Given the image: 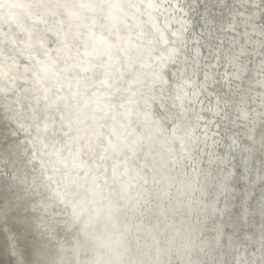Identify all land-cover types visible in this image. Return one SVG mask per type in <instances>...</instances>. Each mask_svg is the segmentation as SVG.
<instances>
[{
  "label": "clouds",
  "instance_id": "1",
  "mask_svg": "<svg viewBox=\"0 0 264 264\" xmlns=\"http://www.w3.org/2000/svg\"><path fill=\"white\" fill-rule=\"evenodd\" d=\"M147 3L0 0V129L5 147L25 141L28 204L48 227L13 264H264V242L241 262L219 239L201 111L154 58ZM101 33L109 52L94 50Z\"/></svg>",
  "mask_w": 264,
  "mask_h": 264
},
{
  "label": "bare ground",
  "instance_id": "2",
  "mask_svg": "<svg viewBox=\"0 0 264 264\" xmlns=\"http://www.w3.org/2000/svg\"><path fill=\"white\" fill-rule=\"evenodd\" d=\"M253 11L259 8L242 0H171L162 6L160 0H148L141 19L151 26L154 58L172 68L177 88L187 93L178 92L177 103L200 108L196 142L207 144L205 160L212 161L210 168L218 174L214 210L225 221L219 239L231 252L229 259L241 262L258 261L251 254L264 242V109L259 107L264 14L251 19ZM250 96L256 97L255 104ZM186 135H192L191 128ZM8 138L9 130L0 129V186L11 191L15 215L30 217L25 230L43 237L48 227L28 204L30 152L23 140L5 147ZM185 155L193 157L191 151Z\"/></svg>",
  "mask_w": 264,
  "mask_h": 264
},
{
  "label": "rangeland",
  "instance_id": "3",
  "mask_svg": "<svg viewBox=\"0 0 264 264\" xmlns=\"http://www.w3.org/2000/svg\"><path fill=\"white\" fill-rule=\"evenodd\" d=\"M5 187V184L0 186V264H13L14 257L18 258L20 252L17 244L19 243L23 248L27 249L31 242L30 236L34 232L24 228L25 223L30 222V217H21V215H15L13 212L11 191H7ZM18 188L19 190L21 189V187ZM37 228L34 227L32 230L36 231L39 229Z\"/></svg>",
  "mask_w": 264,
  "mask_h": 264
},
{
  "label": "snow or ice",
  "instance_id": "4",
  "mask_svg": "<svg viewBox=\"0 0 264 264\" xmlns=\"http://www.w3.org/2000/svg\"><path fill=\"white\" fill-rule=\"evenodd\" d=\"M94 50L99 51L100 49H103L105 52H109L112 44L109 40H107L104 35L101 34H94ZM102 86L107 87L109 86V81L106 79L102 81ZM129 103H133V101L130 99Z\"/></svg>",
  "mask_w": 264,
  "mask_h": 264
},
{
  "label": "water",
  "instance_id": "5",
  "mask_svg": "<svg viewBox=\"0 0 264 264\" xmlns=\"http://www.w3.org/2000/svg\"><path fill=\"white\" fill-rule=\"evenodd\" d=\"M222 138V137H221ZM242 140V139H241ZM233 160V159H232ZM232 160H230V161H228V163H225L226 164V166L228 167V168H231L228 164L229 163H231L232 164ZM235 164V163H234ZM238 165V164H237ZM235 167H236V164H235ZM236 174V173H235ZM234 173H233V175H235ZM232 179H235V178H232Z\"/></svg>",
  "mask_w": 264,
  "mask_h": 264
}]
</instances>
